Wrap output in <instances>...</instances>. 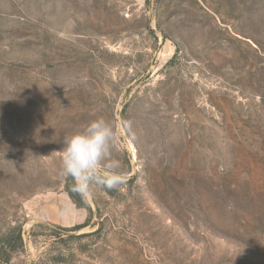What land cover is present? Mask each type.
I'll use <instances>...</instances> for the list:
<instances>
[{
	"label": "rangeland",
	"instance_id": "obj_1",
	"mask_svg": "<svg viewBox=\"0 0 264 264\" xmlns=\"http://www.w3.org/2000/svg\"><path fill=\"white\" fill-rule=\"evenodd\" d=\"M98 118L125 182L81 197ZM0 264H264V0H0Z\"/></svg>",
	"mask_w": 264,
	"mask_h": 264
},
{
	"label": "clouds",
	"instance_id": "obj_2",
	"mask_svg": "<svg viewBox=\"0 0 264 264\" xmlns=\"http://www.w3.org/2000/svg\"><path fill=\"white\" fill-rule=\"evenodd\" d=\"M115 139L114 126L103 118L63 138L58 175L72 181L73 193L87 197L93 195V186L115 190L125 182L120 161L112 155Z\"/></svg>",
	"mask_w": 264,
	"mask_h": 264
},
{
	"label": "trees",
	"instance_id": "obj_3",
	"mask_svg": "<svg viewBox=\"0 0 264 264\" xmlns=\"http://www.w3.org/2000/svg\"><path fill=\"white\" fill-rule=\"evenodd\" d=\"M69 194H70L71 198L73 199V201L76 203V205L79 207L80 206V202H78L76 200V198L73 196V194H71V193H69Z\"/></svg>",
	"mask_w": 264,
	"mask_h": 264
}]
</instances>
